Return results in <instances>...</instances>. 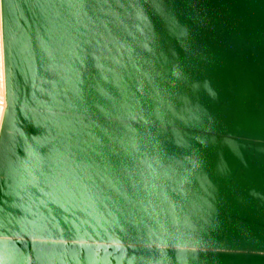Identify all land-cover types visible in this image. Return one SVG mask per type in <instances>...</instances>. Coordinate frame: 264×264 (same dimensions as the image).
<instances>
[{
    "label": "water",
    "instance_id": "95a60500",
    "mask_svg": "<svg viewBox=\"0 0 264 264\" xmlns=\"http://www.w3.org/2000/svg\"><path fill=\"white\" fill-rule=\"evenodd\" d=\"M0 7V264H264V0Z\"/></svg>",
    "mask_w": 264,
    "mask_h": 264
},
{
    "label": "bare ground",
    "instance_id": "6f19581e",
    "mask_svg": "<svg viewBox=\"0 0 264 264\" xmlns=\"http://www.w3.org/2000/svg\"><path fill=\"white\" fill-rule=\"evenodd\" d=\"M6 107L5 98V74H4V58L2 43V27H1V7H0V128Z\"/></svg>",
    "mask_w": 264,
    "mask_h": 264
},
{
    "label": "clouds",
    "instance_id": "9594fccd",
    "mask_svg": "<svg viewBox=\"0 0 264 264\" xmlns=\"http://www.w3.org/2000/svg\"><path fill=\"white\" fill-rule=\"evenodd\" d=\"M204 88L205 90L209 93V95L215 99L216 98V93L214 92V90L211 88V84L209 81H205L204 82Z\"/></svg>",
    "mask_w": 264,
    "mask_h": 264
}]
</instances>
